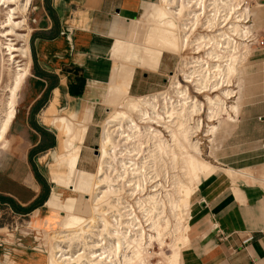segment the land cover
<instances>
[{
  "label": "bare ground",
  "instance_id": "obj_1",
  "mask_svg": "<svg viewBox=\"0 0 264 264\" xmlns=\"http://www.w3.org/2000/svg\"><path fill=\"white\" fill-rule=\"evenodd\" d=\"M31 1L0 0V87L6 82L0 150L7 147V130L29 73ZM248 14L244 0H158L144 18L132 20L126 32L131 36L116 38L111 48L113 66L103 98L110 110L91 171L77 166L91 107L70 117L56 115V105L50 104L41 113L58 129L51 164L67 167L63 185L75 178L89 184L88 192L71 190L80 200L51 192L47 206L58 202L64 214L49 233L47 264H180L188 228L180 210L199 177L221 166L203 152L213 156L222 115L232 121L237 115L239 68L251 51ZM187 48L191 55H184ZM164 52L179 58L169 75L171 91L130 94L135 66L157 70ZM201 115L205 121L194 122ZM168 236L169 253L160 250L163 257L156 263L145 261L153 243L162 249Z\"/></svg>",
  "mask_w": 264,
  "mask_h": 264
},
{
  "label": "crops",
  "instance_id": "obj_2",
  "mask_svg": "<svg viewBox=\"0 0 264 264\" xmlns=\"http://www.w3.org/2000/svg\"><path fill=\"white\" fill-rule=\"evenodd\" d=\"M156 2L40 0L34 7L30 73L0 160V264H47L46 233L57 228L61 210L46 204L54 187L39 172L35 158L46 156L58 136L41 113L50 104L68 111L90 104L92 119L98 115L95 101L110 76L114 41ZM246 5L249 33H264V0H247ZM172 65L162 55L155 71L169 73ZM132 77L129 93L150 90L145 77V81ZM240 78L237 115L224 129L215 160L221 166L202 174L190 197L180 264H264V46H251ZM98 137L90 120L78 168L93 170Z\"/></svg>",
  "mask_w": 264,
  "mask_h": 264
},
{
  "label": "rangeland",
  "instance_id": "obj_3",
  "mask_svg": "<svg viewBox=\"0 0 264 264\" xmlns=\"http://www.w3.org/2000/svg\"><path fill=\"white\" fill-rule=\"evenodd\" d=\"M39 1L40 0H32L31 3H30L29 8L27 10V23H28V26L30 28H32V26H33L34 7L39 5ZM246 1L247 0H244V4H246ZM247 8H248V6H247ZM125 36L127 37L128 35L126 34ZM130 36L131 35H129L128 37H130ZM28 39L30 40V32H29ZM29 40H28V46H29ZM189 51H190V48H187L185 50V52H184V55L188 54ZM29 53H30V50H29ZM190 53L188 55H191ZM248 56H247V58H248ZM163 57L169 58L170 61L173 64L171 72H169V73H165V74L161 75L160 71H155V70L152 71V70H148V69H145V68H141L139 66H135V68H134L133 76H135L136 81H143V80L145 81V79L148 80V89H150V90H148L147 93L171 91V88L169 87V85H170V83H169V80H170L169 75L172 74L175 71V67H176V64H177V61H178L179 58H178V56L176 54H172V53H168V52H164L163 53ZM17 58H19V56H17ZM30 58H31V56H30ZM247 58H246V60H247ZM246 60L244 62H246ZM30 64H31V60H30ZM242 66H243V64L239 68L238 83H240V81H241L240 72H241V67ZM30 68H31V65L29 66V73H30ZM27 76H26V78H27ZM144 77H145V79H144ZM146 77H148V78H146ZM26 78H25V80H24V82H23V84H22V86L20 88L18 97L20 96V93L23 91L24 86L26 85V82H27ZM5 84H6L5 81H3L1 83L0 98L3 96L2 88L4 87ZM106 88H107V83L102 85V88L99 90L98 100L95 101L96 112H98L97 113L98 115H95L93 117V119H92V117L90 118L92 123L95 124V128L97 129V134L98 135L100 134V131H101L100 127L102 126L101 125L102 124V120L106 116V112L108 110H110V107L107 106L106 104L104 105V102H103V98H104V94L106 92ZM141 95H143V94H141ZM88 106L91 107L90 104H87V105H84V108L85 109L89 108ZM0 107L2 109L3 106L0 105ZM84 108H82L80 110H77V105H75L72 111L71 110L68 111V110H65V109H63L61 107H58V109L56 110V115H66V116H70L71 117V116H75V115L79 114L80 112H82L84 110ZM91 109H92V107H91ZM224 117H227V116L222 115L221 122H220V128L217 131V133L215 134L216 138L214 137V140L212 142V149L214 150L213 156L212 157L206 156L205 152H203V157H205V158L208 157L210 160H213V158L216 160L218 150L220 149L219 148L220 139H222L224 137V133H225L224 129L227 126H230V121H232V120H229L228 118H224ZM194 118H195L194 122H195L196 118H201V119H203L205 121L204 115L194 116ZM54 128H56V126H54ZM55 132H56V134L58 136V129ZM58 145H59V138L57 140V144L53 148H51V150L49 151V153L46 156L41 158L40 161H37V159L35 158L36 166H37L39 172H41L48 181H52V187H54L55 191L61 192L62 197H65L67 195H75L78 198V200H80L79 196H78V193L71 192V190L76 189V191H79V192H88L89 184H88L87 181H84V180H82L80 178H75L67 186L63 185V182H67V180H68L67 167L65 166L64 163H61V162H57V163L51 164L53 162L54 155H55V153L57 151ZM204 146H205V144H204ZM98 147H99V145H98V141H97V147L94 148V151L92 152V163L91 164H92L93 167H94L95 162H96V158H97L96 155H97ZM6 148L0 150V160H1V162H2L1 158L4 155ZM202 148L204 149V151L206 150L205 147H202ZM185 176L187 177L188 175H185ZM84 197H86V196H84ZM49 198H50V196H49ZM53 204H55V205L51 206L50 208L61 210L60 213H58V217H57L59 219L64 214V212H63V210L61 208H59L58 202H54ZM189 208H190V202L186 206L182 207L181 210H180L181 211V216L183 218L182 219V224H186L187 223V217H188ZM137 214H138L139 218L140 219L142 218L141 220H143L142 212L139 211ZM172 221H173V219H172ZM50 232L51 231L46 233V238H45L46 249L48 248V244L47 243L49 241V233ZM166 238H167V239H165V241H166L165 245L166 246L163 245L162 249L156 243H153V248H152L153 254H152L151 257L147 256L145 258V261H148V259H149L150 262L156 263L157 260H159V259H161L163 257L162 255H160L158 253L160 250L164 251V253H166V254L169 253V248H168V244L167 243H170L171 239L169 238V236L166 237ZM169 239H170V241H169ZM184 243H186V238H183V244Z\"/></svg>",
  "mask_w": 264,
  "mask_h": 264
},
{
  "label": "built area",
  "instance_id": "obj_4",
  "mask_svg": "<svg viewBox=\"0 0 264 264\" xmlns=\"http://www.w3.org/2000/svg\"><path fill=\"white\" fill-rule=\"evenodd\" d=\"M247 42L250 46H254L255 48H260L264 46V33H256L250 32L247 37ZM250 238H247L243 241V243L247 242Z\"/></svg>",
  "mask_w": 264,
  "mask_h": 264
},
{
  "label": "trees",
  "instance_id": "obj_5",
  "mask_svg": "<svg viewBox=\"0 0 264 264\" xmlns=\"http://www.w3.org/2000/svg\"><path fill=\"white\" fill-rule=\"evenodd\" d=\"M34 173L36 175L37 180L41 182L42 180H41V177H40L39 173L37 172V170L34 169ZM46 195H47V191L44 193L41 200H44L46 198ZM12 208L14 209V211H19L17 208H15V206H12Z\"/></svg>",
  "mask_w": 264,
  "mask_h": 264
}]
</instances>
